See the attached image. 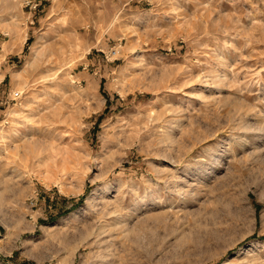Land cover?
<instances>
[{"label":"rangeland","instance_id":"obj_1","mask_svg":"<svg viewBox=\"0 0 264 264\" xmlns=\"http://www.w3.org/2000/svg\"><path fill=\"white\" fill-rule=\"evenodd\" d=\"M0 264H264V0H0Z\"/></svg>","mask_w":264,"mask_h":264}]
</instances>
